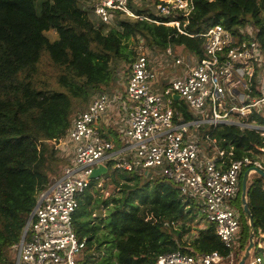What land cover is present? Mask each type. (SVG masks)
I'll return each instance as SVG.
<instances>
[{"label":"trees","instance_id":"obj_1","mask_svg":"<svg viewBox=\"0 0 264 264\" xmlns=\"http://www.w3.org/2000/svg\"><path fill=\"white\" fill-rule=\"evenodd\" d=\"M147 14L150 19L165 21ZM113 23L106 28L105 23L92 20L80 0H0V264H15L14 245L38 194L61 175L54 158L57 150L50 142L66 134L74 117L88 106L92 93L102 92L114 82L116 68L129 73L136 56L133 41L139 45L142 40L150 50L159 52L169 46L183 47L200 59L203 38L190 34L220 24L237 35L249 24L264 49V0H194V10L182 27L185 33L146 19L123 18L118 12ZM44 57L57 71L53 80L42 77L39 66ZM172 108L175 122L194 119L182 99L173 100ZM252 118L264 124L263 116ZM207 134L220 149L231 152L232 159L262 155L264 164L260 133L232 125H201L203 143ZM113 137L116 148L121 147L123 142L115 132ZM113 164L108 161L106 175L118 194L100 200L94 195L99 177L91 179L73 215L74 231L79 240H86L84 264H152L158 255L175 250L194 255L228 254L213 223L206 222L192 240L183 238L200 215L194 198L181 195L161 175L113 170ZM244 171L234 199L240 213L235 264L244 254L250 231L241 205ZM250 175L254 176L247 180L246 200L256 246L264 234V178ZM101 204L105 216L94 217ZM104 243L114 249L113 258L94 257Z\"/></svg>","mask_w":264,"mask_h":264},{"label":"built area","instance_id":"obj_2","mask_svg":"<svg viewBox=\"0 0 264 264\" xmlns=\"http://www.w3.org/2000/svg\"><path fill=\"white\" fill-rule=\"evenodd\" d=\"M92 10L106 25L113 23L118 12L123 18L146 19L185 33L182 27L194 10V0H95ZM147 13L165 21L150 19ZM254 34L249 24L237 35L220 24L190 34L203 38V56L196 59L190 54L195 64L185 75L172 77L164 88L157 87L161 73L154 69L148 53L140 51L148 48L141 40L125 90L97 93L57 140L62 149L70 148L71 155L61 175L38 194L21 238L14 245L15 264H84L86 240H79L74 231L73 215L94 169L110 160L114 161L113 170L156 174L171 180L181 195L199 203L203 219L214 224L228 249L227 255L175 250L158 255L152 264H220L232 259L240 213L230 201L239 192L243 170L255 173L256 168L264 170V164L258 156L232 159L231 152L220 149L208 134L207 144L202 146L199 128L232 125L264 137V124L252 118L264 117V49ZM166 57L182 64L170 46L162 52V59ZM172 93L180 96L194 119L173 120ZM119 115L124 120L120 135L123 145L116 148L105 136L102 123H116ZM262 249L258 243L254 258L247 264H264Z\"/></svg>","mask_w":264,"mask_h":264},{"label":"rangeland","instance_id":"obj_3","mask_svg":"<svg viewBox=\"0 0 264 264\" xmlns=\"http://www.w3.org/2000/svg\"><path fill=\"white\" fill-rule=\"evenodd\" d=\"M94 2H95V0H80L81 6L88 11L89 17L92 20H95L97 23H100V21L97 20L95 18V16L93 15L92 9H93ZM137 9H139L141 11L146 10L145 6H140V7L137 6ZM114 25H115L114 23L107 24L106 28L113 27ZM133 42H134V48L136 49V51H138L139 45L138 44L135 45L136 44L135 41H133ZM172 50H173V54L182 60L181 65H176L175 61H174L175 58H172V57H168V58L166 57L167 59L166 58L162 59V52L153 51V50H150L149 48H144V47L140 50L141 52H147L148 53V56L150 58V62L153 64L154 69L157 70L158 72H162L163 77H164L162 79H164L165 82L167 81L168 77H170L171 75L172 76H175V75L180 76L178 73L182 69H185L188 66H193L195 64L194 59H192V58L190 59L188 52L183 47L172 48ZM121 64L122 63L120 62V65ZM39 67H40L41 73H43V75H42L43 79L53 80L54 74L57 71H55L53 69V67L50 65V63L47 60V57L43 58ZM127 69H128V66H127ZM127 76H128L127 71H124V69H121V67L116 68L114 82L108 88H105L102 91H105V92L110 93V94H115L117 92H123L125 90V86H126V82H127ZM99 92H101V91L99 90V91L92 93L90 96V101ZM86 108L83 109V111L86 110ZM119 120H121V121L118 123H122L123 117H121V115L118 116V121ZM111 128L113 130H116V125L113 124V126H111ZM123 129L124 128L122 127V131H120V135L123 133ZM50 144H52L54 146V148L57 150L54 158L57 161L56 163L58 164L57 171L59 174L62 171L63 167L65 166L66 158L71 155L70 148L62 149L61 143L58 141H51ZM205 144H207V143L206 142L201 143L202 146H205ZM258 157L261 160L263 159L262 155H259ZM100 167H101L100 175L98 176L99 181H98L97 189H96V190H98V192H94V195L96 197H100V200H104V198L111 197L113 195L118 194V191H117V189H115L112 186L111 181H110V177L106 175V172H107L106 165H101ZM250 176L251 175H249L248 180H250ZM253 176L254 175H252L251 177H253ZM196 203H197V208H199V203L197 201H196ZM230 205L236 208V204L234 202V199L230 201ZM98 210L99 211H95L93 216L98 217L100 214L101 217H104L105 216V208L102 204ZM200 215L199 214L196 215L195 219L190 223L192 225V229H191L189 234L184 235L183 238L185 240H187V241L192 240V238L197 236L198 230L202 229L206 226V221ZM260 237H261V239L258 241V243H260L263 246L262 251H264V234H261ZM113 252H114V249L111 248L108 245V243H104L101 247V250L94 253V257L99 259L103 256H111L113 258ZM255 254H256V250H255V246H253V248L251 249L250 254L246 260V263H244V264L249 263V261H251L254 258ZM237 258L238 257L235 256V254L233 253L232 259H228L227 261H222L220 264H235L237 261ZM238 262H237V264H238Z\"/></svg>","mask_w":264,"mask_h":264},{"label":"water","instance_id":"obj_4","mask_svg":"<svg viewBox=\"0 0 264 264\" xmlns=\"http://www.w3.org/2000/svg\"><path fill=\"white\" fill-rule=\"evenodd\" d=\"M171 97L174 101H178L180 99V96L178 94H175V93H172ZM100 169H101V167L94 169V171L91 174L92 179H95L100 175ZM255 173H257L258 175H260L261 177L264 178V170L263 169L256 168ZM249 175H250V170H248V169H246L242 175V179H241V205H242L244 214L247 217L248 224L250 227V231H249V237H248V245L244 251L243 256L239 260L238 264H244L246 262L249 254H250V251L254 246L255 226H254V222H253V217L251 215V212L249 210L247 200H246V188H247V180H248Z\"/></svg>","mask_w":264,"mask_h":264},{"label":"crops","instance_id":"obj_5","mask_svg":"<svg viewBox=\"0 0 264 264\" xmlns=\"http://www.w3.org/2000/svg\"><path fill=\"white\" fill-rule=\"evenodd\" d=\"M189 54V53H188ZM189 56H190V54H189ZM190 59H191V57H190ZM189 69H190V66H188V67H186L185 69H182L178 74L181 76V75H185L188 71H189ZM161 73V83L159 84V85H157V87H162V88H164V84H166L167 83V81L169 82V80L172 78V77H174V76H170V77H168V79H167V81L165 82L164 81V79H162V78H164L163 77V74H162V72H160ZM176 76V75H175ZM121 120H119L118 122H120ZM118 122H116V123H102V129H103V132H104V134H105V136H107L108 137V139H110L112 142H114V137H113V135H114V132H115V134L119 137V139H120V141H122L121 140V137H120V131H122L121 130V128L123 127V123H124V120L122 121V123H118ZM113 124H115L116 125V130H113V131H111L110 129H111V126H113ZM116 139H117V137H116ZM118 140V139H117ZM114 145H115V147H116V144H115V142H114ZM206 145V144H205ZM117 148H119V147H117Z\"/></svg>","mask_w":264,"mask_h":264}]
</instances>
